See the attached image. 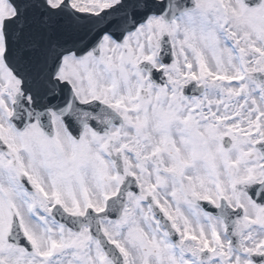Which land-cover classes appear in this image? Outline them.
Wrapping results in <instances>:
<instances>
[{
    "label": "snow or ice",
    "instance_id": "obj_1",
    "mask_svg": "<svg viewBox=\"0 0 264 264\" xmlns=\"http://www.w3.org/2000/svg\"><path fill=\"white\" fill-rule=\"evenodd\" d=\"M0 264H264V0H0Z\"/></svg>",
    "mask_w": 264,
    "mask_h": 264
}]
</instances>
